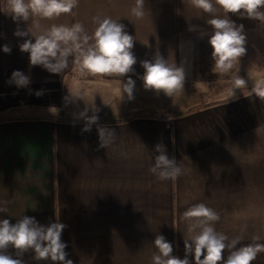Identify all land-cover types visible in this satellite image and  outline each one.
Segmentation results:
<instances>
[{
    "label": "crops",
    "instance_id": "crops-1",
    "mask_svg": "<svg viewBox=\"0 0 264 264\" xmlns=\"http://www.w3.org/2000/svg\"><path fill=\"white\" fill-rule=\"evenodd\" d=\"M135 2L79 0L71 13L36 18L42 28L80 23L89 36L94 18L124 24L134 37L137 63L134 73L118 77L82 73L75 57L60 74L31 65L19 45L34 37L14 33L37 30L30 21H14L0 0V117L13 118L0 122V208L6 209L0 219L14 224L26 215L45 226L65 224L62 240L73 264H151L158 234L183 258V240L193 234L183 212L197 203L219 214L216 231L229 242L239 239L237 247L256 237L264 242V99L253 91L264 86V75L233 92L210 93L214 85L206 75L216 70L210 16L190 0H145V14L137 18ZM229 18L244 26L245 35L264 23L240 14ZM156 53L184 68L183 89L172 97L145 89L140 78L141 61ZM14 70L30 77L27 87L10 81ZM128 76L136 81L131 100L122 92ZM81 94L83 100L74 99ZM85 108L99 117L90 131H83ZM100 127L115 133L107 147L100 146ZM157 144L184 169L174 182L149 171ZM8 251L16 256L15 249ZM33 257L28 251L19 258L53 264ZM252 264H264V253Z\"/></svg>",
    "mask_w": 264,
    "mask_h": 264
},
{
    "label": "clouds",
    "instance_id": "clouds-1",
    "mask_svg": "<svg viewBox=\"0 0 264 264\" xmlns=\"http://www.w3.org/2000/svg\"><path fill=\"white\" fill-rule=\"evenodd\" d=\"M79 0H6L7 14L14 21L32 22L38 34L29 30L17 29L14 35L33 39H25L19 45L21 52L29 53V61L33 66L40 65L52 74H60L68 68L69 57H75L80 63V71L91 75H108L124 77L134 73L133 66L137 63L132 49L134 37L125 30V25L110 17L94 18L96 28L89 36L80 23L72 26L53 24L50 28H42L39 19L57 18L62 14L71 13L78 5ZM192 6L202 13L208 14L207 20L213 33L208 43L212 48L211 57L214 61L213 69L228 72L233 63L246 54V36L244 26L236 25L229 14H240L250 19L264 22V0H190ZM145 0H136L131 9L133 16H144ZM222 10L223 15L218 12ZM5 53L11 49L5 45ZM144 69L142 77L145 89L163 92L172 97L183 89L185 71L175 63H169L162 55L156 53L152 60L141 61ZM10 81L18 88L27 87L30 77L20 70H14ZM246 84L243 78L235 80V87ZM136 81L128 76L122 82V92L128 99H134ZM255 94L264 99V86L258 85L253 89ZM42 91H36L41 96ZM83 100V95L74 99ZM85 108L80 113L85 118L86 125L83 131H90L91 125L99 120L98 115H87ZM98 112L99 109H94ZM101 147H107L115 133L103 127L98 128ZM107 134L108 139H105ZM155 151L159 153L154 158L149 171L160 181H176L184 174L183 167L173 156L169 158L165 146L157 144ZM0 208V213L5 212ZM182 218L190 222L188 231L193 233L184 238V257L174 255L172 242L162 234L155 236L153 241L156 252L151 258V264H252L257 256L264 253V242L254 238L257 242L237 247L239 239H232L217 232L214 224L220 220L219 214L204 203H197L183 212ZM66 225L52 222L47 226L41 225L34 217L23 215L16 223L9 219H0V264H24L19 258L23 253L34 252L36 261H51L53 264H73L68 259L67 243L62 240V232ZM9 248L15 249L16 256L9 253ZM228 251L225 258L224 253ZM193 259L190 260L189 257Z\"/></svg>",
    "mask_w": 264,
    "mask_h": 264
},
{
    "label": "rangeland",
    "instance_id": "rangeland-1",
    "mask_svg": "<svg viewBox=\"0 0 264 264\" xmlns=\"http://www.w3.org/2000/svg\"><path fill=\"white\" fill-rule=\"evenodd\" d=\"M245 36L246 54L233 63L232 69L228 72H221L216 69L206 75L208 79L212 80L214 85L210 89V93L225 88H228L229 92H233L231 90L235 89V80L238 77L250 81L253 76L264 75V23L259 26L255 33ZM248 86H251V83ZM244 89H239V91ZM20 119H24V117Z\"/></svg>",
    "mask_w": 264,
    "mask_h": 264
},
{
    "label": "trees",
    "instance_id": "trees-1",
    "mask_svg": "<svg viewBox=\"0 0 264 264\" xmlns=\"http://www.w3.org/2000/svg\"><path fill=\"white\" fill-rule=\"evenodd\" d=\"M10 119H13V118L12 117H7V116H3V117H0V122L1 121H6V120H10Z\"/></svg>",
    "mask_w": 264,
    "mask_h": 264
}]
</instances>
